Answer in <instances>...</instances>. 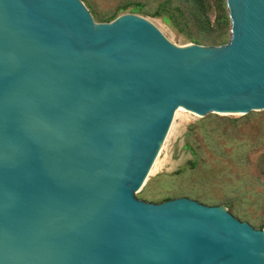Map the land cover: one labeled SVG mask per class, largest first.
Here are the masks:
<instances>
[{
  "label": "water",
  "instance_id": "water-1",
  "mask_svg": "<svg viewBox=\"0 0 264 264\" xmlns=\"http://www.w3.org/2000/svg\"><path fill=\"white\" fill-rule=\"evenodd\" d=\"M230 40L176 46L80 0H0V264H264V231L139 190L177 108L264 111V0Z\"/></svg>",
  "mask_w": 264,
  "mask_h": 264
},
{
  "label": "rangeland",
  "instance_id": "rangeland-1",
  "mask_svg": "<svg viewBox=\"0 0 264 264\" xmlns=\"http://www.w3.org/2000/svg\"><path fill=\"white\" fill-rule=\"evenodd\" d=\"M80 1L95 23L134 14L153 23L176 46L220 47L230 40L227 8L229 24L224 27L217 0ZM177 109L135 196L153 204L175 197L223 207L264 231V111L201 116Z\"/></svg>",
  "mask_w": 264,
  "mask_h": 264
},
{
  "label": "trees",
  "instance_id": "trees-1",
  "mask_svg": "<svg viewBox=\"0 0 264 264\" xmlns=\"http://www.w3.org/2000/svg\"><path fill=\"white\" fill-rule=\"evenodd\" d=\"M217 1H218L217 2L218 3L217 6H218L219 11H220V14H221V16L219 17V19H221V21H222V23H219V24L224 25V27H225V26H227L229 24V22L227 20V16H225L226 4H225L224 0H220V1L217 0Z\"/></svg>",
  "mask_w": 264,
  "mask_h": 264
},
{
  "label": "bare ground",
  "instance_id": "bare-ground-1",
  "mask_svg": "<svg viewBox=\"0 0 264 264\" xmlns=\"http://www.w3.org/2000/svg\"><path fill=\"white\" fill-rule=\"evenodd\" d=\"M179 110H180V109H177V111H179ZM177 111H176V113H178ZM161 148H162V146H161ZM161 148H160V150H161ZM160 150H159V151H160ZM152 169H153V168H152Z\"/></svg>",
  "mask_w": 264,
  "mask_h": 264
}]
</instances>
